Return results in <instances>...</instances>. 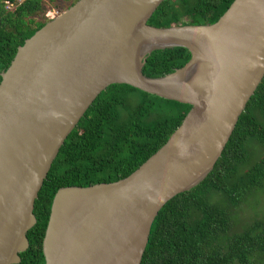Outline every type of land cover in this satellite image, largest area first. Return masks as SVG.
<instances>
[{"label":"water","instance_id":"1","mask_svg":"<svg viewBox=\"0 0 264 264\" xmlns=\"http://www.w3.org/2000/svg\"><path fill=\"white\" fill-rule=\"evenodd\" d=\"M162 1L77 0L25 39L0 73V264L20 262L53 160L111 84L191 108L126 177L56 191L44 264H140L159 210L220 158L264 77V0H233L211 24H148ZM171 47L186 48L189 60L146 76L148 55Z\"/></svg>","mask_w":264,"mask_h":264},{"label":"trees","instance_id":"2","mask_svg":"<svg viewBox=\"0 0 264 264\" xmlns=\"http://www.w3.org/2000/svg\"><path fill=\"white\" fill-rule=\"evenodd\" d=\"M232 1L163 0L147 23L211 24ZM44 2L0 0V73L17 47L50 20L39 17ZM189 58L184 47L155 50L148 55L143 73L163 76ZM190 108L127 84L104 89L53 160L34 202L36 223L27 232L28 248L19 253L17 264H44L42 239L52 198L60 187L126 177L167 141ZM263 193L264 77L211 172L159 210L140 264H264V213L256 212L246 221L239 217L242 205L255 209Z\"/></svg>","mask_w":264,"mask_h":264},{"label":"rangeland","instance_id":"3","mask_svg":"<svg viewBox=\"0 0 264 264\" xmlns=\"http://www.w3.org/2000/svg\"><path fill=\"white\" fill-rule=\"evenodd\" d=\"M77 0H54L52 3L50 0H45L44 10L39 14L40 18L52 19L58 15L63 10L67 9L69 6L74 4ZM178 1V0H173ZM55 4L58 5L55 6ZM260 204L255 208H251L249 205H242L241 210L239 211V217L244 221L254 218V214L259 212L260 214L264 213V193L260 196Z\"/></svg>","mask_w":264,"mask_h":264},{"label":"built area","instance_id":"4","mask_svg":"<svg viewBox=\"0 0 264 264\" xmlns=\"http://www.w3.org/2000/svg\"><path fill=\"white\" fill-rule=\"evenodd\" d=\"M24 0H17L18 3H21ZM6 8H11V5L9 3L6 2Z\"/></svg>","mask_w":264,"mask_h":264}]
</instances>
